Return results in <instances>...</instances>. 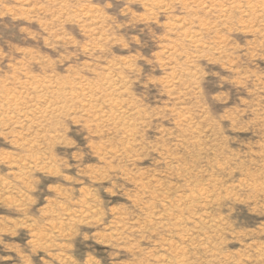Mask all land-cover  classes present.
Listing matches in <instances>:
<instances>
[{"label":"rangeland","instance_id":"obj_1","mask_svg":"<svg viewBox=\"0 0 264 264\" xmlns=\"http://www.w3.org/2000/svg\"><path fill=\"white\" fill-rule=\"evenodd\" d=\"M0 264H264V0H0Z\"/></svg>","mask_w":264,"mask_h":264},{"label":"bare ground","instance_id":"obj_2","mask_svg":"<svg viewBox=\"0 0 264 264\" xmlns=\"http://www.w3.org/2000/svg\"><path fill=\"white\" fill-rule=\"evenodd\" d=\"M112 103V102H111ZM19 104V103H18ZM113 104V103H112ZM128 132V131H127Z\"/></svg>","mask_w":264,"mask_h":264}]
</instances>
